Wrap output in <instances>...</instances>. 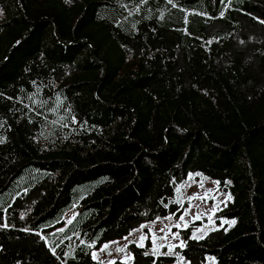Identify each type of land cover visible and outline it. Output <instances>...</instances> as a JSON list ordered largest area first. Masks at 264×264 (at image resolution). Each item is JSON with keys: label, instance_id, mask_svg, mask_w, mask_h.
<instances>
[{"label": "trees", "instance_id": "16d2710c", "mask_svg": "<svg viewBox=\"0 0 264 264\" xmlns=\"http://www.w3.org/2000/svg\"><path fill=\"white\" fill-rule=\"evenodd\" d=\"M189 173L234 223L131 264H264V0H0V264H101Z\"/></svg>", "mask_w": 264, "mask_h": 264}, {"label": "rangeland", "instance_id": "374dc122", "mask_svg": "<svg viewBox=\"0 0 264 264\" xmlns=\"http://www.w3.org/2000/svg\"><path fill=\"white\" fill-rule=\"evenodd\" d=\"M230 199V192L218 190L214 181L200 173H189L176 187V201L182 206L178 215L169 214L144 222L122 238L106 242L94 249L92 258L101 264H115L116 261L131 264L132 255L128 245L145 247L148 241L150 254L172 255L176 247L185 246V240L179 234L181 229L192 227L191 239L199 240L211 230L225 225L231 226L233 220L216 217ZM75 214V209L68 211L63 218L64 224L59 230H63ZM198 221L201 222L200 225L194 226ZM179 264H188V262L179 258ZM204 264L217 263L213 256H207Z\"/></svg>", "mask_w": 264, "mask_h": 264}]
</instances>
